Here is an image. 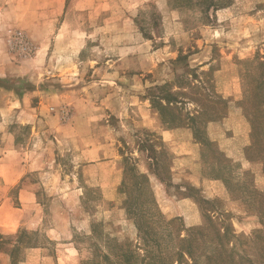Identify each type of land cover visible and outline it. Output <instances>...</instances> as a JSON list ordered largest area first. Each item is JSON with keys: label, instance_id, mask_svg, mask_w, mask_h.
Instances as JSON below:
<instances>
[{"label": "rangeland", "instance_id": "rangeland-1", "mask_svg": "<svg viewBox=\"0 0 264 264\" xmlns=\"http://www.w3.org/2000/svg\"><path fill=\"white\" fill-rule=\"evenodd\" d=\"M7 137V264H264V0H0Z\"/></svg>", "mask_w": 264, "mask_h": 264}, {"label": "crops", "instance_id": "crops-1", "mask_svg": "<svg viewBox=\"0 0 264 264\" xmlns=\"http://www.w3.org/2000/svg\"><path fill=\"white\" fill-rule=\"evenodd\" d=\"M163 125H161V128ZM2 154L0 155V237H15L19 234L20 227L24 223L25 212L36 202L37 195L34 190L28 188H20V184L25 178V169L28 164L21 160V153L17 151L12 142V138L7 137V143L1 146ZM89 169V168H86ZM96 169V168H95ZM19 188V197L21 207H15L12 201L11 191ZM2 247V246H1ZM70 252V251H69ZM66 253L63 257L57 258L55 264H69L67 262ZM71 253V264L80 262L78 257L80 251L76 248ZM77 258V259H76ZM46 258L42 259L45 260ZM34 264H44L43 261ZM75 260V262H74ZM49 261V260H48ZM0 264H7V256L0 249Z\"/></svg>", "mask_w": 264, "mask_h": 264}, {"label": "trees", "instance_id": "trees-1", "mask_svg": "<svg viewBox=\"0 0 264 264\" xmlns=\"http://www.w3.org/2000/svg\"><path fill=\"white\" fill-rule=\"evenodd\" d=\"M165 88H167L165 86ZM154 90H156L157 92L154 93V98H156L157 100H153V105H154V108L158 109L159 113H160V116H161V120L163 121L164 124L168 125V126H172L173 124L178 127L180 126L179 124H177L175 122V120H170L167 118L166 116V111L168 110V107L169 105H172V104H175V103H178L177 102V95L176 94H172L170 91H168V93H165L164 96H161V93L162 92H165V90L163 89H160V88H155ZM160 101V102H159ZM162 101H164L165 104L167 105H163L162 104ZM196 118L194 119H191V121L193 123H196ZM251 125H252V129H253V137L255 138V147H258V138H259V126H258V123L256 122V120H251ZM193 130H194V127H193ZM199 133V132H198ZM195 138L197 140H201V137L197 134V132H195ZM153 146L150 147L151 151L154 152V149L152 148ZM138 180H140V182H138V185L141 186L145 183L148 182V179L144 177L142 178H137ZM163 182V180H162ZM164 183V182H163ZM25 233L22 231L21 234H19L17 236V244L15 246H13V248L11 250H8V253L10 254H14L15 252H18L19 251V247L17 246L20 241H21V238L22 236L24 235ZM13 237H10L7 239L6 243H5V246L8 245L9 241L12 239ZM36 247V246H35ZM0 249H3L1 248L0 246Z\"/></svg>", "mask_w": 264, "mask_h": 264}]
</instances>
